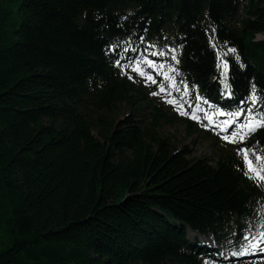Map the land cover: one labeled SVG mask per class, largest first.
Instances as JSON below:
<instances>
[{"label": "trees", "instance_id": "trees-1", "mask_svg": "<svg viewBox=\"0 0 264 264\" xmlns=\"http://www.w3.org/2000/svg\"><path fill=\"white\" fill-rule=\"evenodd\" d=\"M243 1L0 0V264H203L190 231L231 250L258 227L264 185L245 175L240 147L216 166L190 159L160 134L170 120L161 107L145 125L146 98L127 67L146 48H175L188 108L201 102L194 85L220 104L229 76L237 106L250 84L264 87V7L249 0L236 28ZM113 45L138 49L121 59L124 70ZM223 59L231 70L221 76ZM123 103L133 110L124 120L103 116ZM246 145L264 147V129Z\"/></svg>", "mask_w": 264, "mask_h": 264}, {"label": "snow or ice", "instance_id": "snow-or-ice-1", "mask_svg": "<svg viewBox=\"0 0 264 264\" xmlns=\"http://www.w3.org/2000/svg\"><path fill=\"white\" fill-rule=\"evenodd\" d=\"M212 33H215V29H212ZM209 44L216 51L218 60L222 59L220 57V52L218 50L217 41L214 38V35L209 36ZM118 45L110 46L109 51H111L118 58L115 63L117 67H122L121 59H125L126 53L137 52L136 48H124L121 51L117 52ZM149 48L155 49L154 44L149 45ZM177 49L169 48L168 51L153 50L148 51V48L145 49L144 55L141 57H136L131 59L128 68L134 72L136 75L140 76L145 80L146 84H157V80L153 73L157 76L163 77V80L167 82L168 88L174 89L176 92L183 91L185 93L191 94L188 83L185 80L177 81L176 76L180 75V70L175 65H179L180 60L177 56ZM171 53V60L175 64H164L157 63L156 60L151 57H160L164 58ZM229 54H233V58L241 69L244 68V64L240 62V57L236 54V49L234 47L228 49ZM149 69L151 71H149ZM231 64L227 59H223V71L221 76L224 73L230 72ZM130 78H132L130 76ZM231 77L229 80L225 81L221 79V84L223 85L224 92L222 95L228 100L234 99V92L232 85L230 83ZM182 86V87H181ZM168 88L164 84H160L158 92H153V95H158L160 93L168 94ZM196 91V99L202 102H206L205 98L199 96L198 86H193ZM258 86L254 83L250 84L248 95L237 102V107L235 109L231 108V105L224 106L223 109H220L219 106H213L209 103L210 107H214L219 115L225 117L219 123H216L214 120V114L205 113L204 118L208 119L209 123L213 124L214 128L220 129V132L217 134L221 136L223 140L232 144H245V142L259 129H264V87L260 89V92L257 91ZM167 103L175 104V100H167ZM181 108L184 107L183 101H181ZM182 114H188L187 112H182ZM191 118L194 120L200 119L195 111L192 112ZM231 129V131H229ZM238 155H241L243 164L245 167V175L257 183V186L264 185V147L257 148L255 146L248 147L246 144L244 147L237 149ZM255 225L250 226L244 234L241 235L240 240L238 241L239 248L237 250L231 251L232 257H241L246 255H261L264 254V220H262L255 232L252 231ZM227 243H233V241H227ZM223 255V254H222ZM205 264H209L206 260ZM262 264H264V255H262Z\"/></svg>", "mask_w": 264, "mask_h": 264}, {"label": "rangeland", "instance_id": "rangeland-1", "mask_svg": "<svg viewBox=\"0 0 264 264\" xmlns=\"http://www.w3.org/2000/svg\"><path fill=\"white\" fill-rule=\"evenodd\" d=\"M261 5V8L264 7V0H258ZM249 0H246L240 7L239 13L236 17V24L234 27H240L242 21L249 17ZM264 40V34H260L257 36L256 41ZM149 71H151L149 69ZM157 80V84H146L145 80L140 76L134 74L132 76V83L136 90L140 93H143L146 100L141 101V105L145 108V125H148L151 122V115L153 113L151 106H160L163 111L170 117V120L162 121V127L159 129V132L164 137H172L176 147L179 150H183L188 148L190 150V159L197 158H208L212 166H216L220 157L223 153H228L235 149V144L228 143L221 138L217 133L219 132L218 128H214L212 123H209L208 119L202 121L200 119L194 120L191 118V112H187L184 108L180 107V103L175 97L171 88H168L167 82L163 80V77L157 76L153 73ZM160 84H164L166 88H168V94L160 93L158 95H153V92H158V88ZM167 100H175V104L167 103ZM150 104V107H148ZM132 109L128 106L127 103H123L119 105L113 113H104L107 117V120L110 122H120L124 120L126 117L132 114ZM182 112H187L188 114H182ZM89 118L93 121H97L99 113L96 111H88ZM218 118V115H214V120ZM95 121V122H96ZM94 124L93 127V135L96 138L100 136V129L97 125ZM192 125V130L195 133L192 135L190 133L189 127ZM189 237L192 239L197 237L200 242H206L207 244L213 246L209 240L203 239V237L197 236L191 232L188 233ZM223 258H231L232 256L226 255L222 252ZM238 258V257H235ZM250 264H262V256H259L257 259H253L249 262ZM209 264H225L220 260L212 261Z\"/></svg>", "mask_w": 264, "mask_h": 264}]
</instances>
